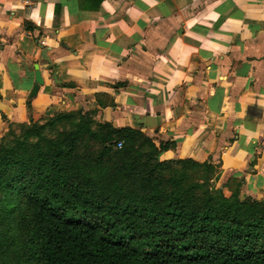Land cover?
Listing matches in <instances>:
<instances>
[{
    "label": "crops",
    "instance_id": "obj_1",
    "mask_svg": "<svg viewBox=\"0 0 264 264\" xmlns=\"http://www.w3.org/2000/svg\"><path fill=\"white\" fill-rule=\"evenodd\" d=\"M96 3L0 0V137L83 115L263 201L264 0Z\"/></svg>",
    "mask_w": 264,
    "mask_h": 264
},
{
    "label": "trees",
    "instance_id": "obj_2",
    "mask_svg": "<svg viewBox=\"0 0 264 264\" xmlns=\"http://www.w3.org/2000/svg\"><path fill=\"white\" fill-rule=\"evenodd\" d=\"M86 1L97 2V10L104 0ZM64 122L80 124L68 135L73 144L67 151L39 135L34 153L0 161V213L7 210L3 194L17 191L18 205L9 215L21 230L23 258L17 255L15 264H264V200L249 197L239 207L220 210L180 194L151 193L155 168L176 162H160V151L139 131L110 125H96L94 131L90 118L78 114L16 127L41 132ZM140 140L154 148L153 159L143 163L134 149ZM42 145L51 146L46 151ZM83 164L111 167L108 179L75 177L72 168ZM125 183L138 193H113ZM5 220L0 233L9 224ZM13 245L0 242V250Z\"/></svg>",
    "mask_w": 264,
    "mask_h": 264
},
{
    "label": "rangeland",
    "instance_id": "obj_3",
    "mask_svg": "<svg viewBox=\"0 0 264 264\" xmlns=\"http://www.w3.org/2000/svg\"><path fill=\"white\" fill-rule=\"evenodd\" d=\"M80 124H77V126ZM76 125H70L69 122H64L60 125H55L53 127H48L44 131L38 132L37 129L33 131L32 128L26 130L25 127H16L13 131L7 132L5 135L0 137V161L4 157L14 156L15 153L21 154L22 152H28L32 154L38 146L39 135L49 142H55L56 146L61 151H67L69 146L73 144L72 139L68 136L77 127ZM82 126V124H81ZM94 131H98V128L93 125ZM26 131H31L26 135ZM89 140L84 143L88 144ZM144 143V145H140ZM75 144V143H74ZM50 146L42 145L46 148V151L50 149ZM152 147V145H151ZM150 145L145 144L144 141H137L134 149L140 163L145 160L153 159L154 148ZM73 167L76 172V176H81L86 178L87 181H98L104 182L108 179V173L111 172V167H102V169H97L96 167ZM150 168L154 166L153 160L149 164ZM214 164H191L184 162H176L175 164L167 165L161 167V169L155 168L153 173L151 193H174L180 194L183 197L195 198L197 205L204 206H215L222 210L224 207L232 205L233 207H239L240 202H245L249 199L246 194H241V188L235 186V182L231 180L223 185L219 181L218 169ZM69 169L70 167H66ZM109 170V171H107ZM149 171V170H148ZM138 187V186H137ZM113 193L119 196H130L132 194L138 193L137 188L131 185L124 184L122 187L113 188ZM16 190H11L9 193L3 194V207L7 209L5 212H1L2 221L5 217L9 221L7 228L0 233V242L8 244L14 242L11 251H6L4 248L0 250V264H15L19 259L21 260L23 251L21 250V230L15 227L14 216L9 215L10 210L14 209L18 203L16 201ZM140 193V191H139ZM225 200V201H224ZM7 220H5L7 222ZM1 231V230H0ZM12 237V238H11ZM20 250L22 251L20 253ZM6 251V252H5Z\"/></svg>",
    "mask_w": 264,
    "mask_h": 264
},
{
    "label": "water",
    "instance_id": "obj_4",
    "mask_svg": "<svg viewBox=\"0 0 264 264\" xmlns=\"http://www.w3.org/2000/svg\"><path fill=\"white\" fill-rule=\"evenodd\" d=\"M36 69H37V72H36V78H35V85L31 93V98L36 96L40 86L43 84V79L41 77V74L39 73L38 68Z\"/></svg>",
    "mask_w": 264,
    "mask_h": 264
},
{
    "label": "built area",
    "instance_id": "obj_5",
    "mask_svg": "<svg viewBox=\"0 0 264 264\" xmlns=\"http://www.w3.org/2000/svg\"><path fill=\"white\" fill-rule=\"evenodd\" d=\"M11 1H20V2H26V0H11ZM122 147H123V142H119L118 144H117V148L118 149H122Z\"/></svg>",
    "mask_w": 264,
    "mask_h": 264
}]
</instances>
